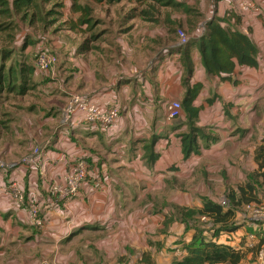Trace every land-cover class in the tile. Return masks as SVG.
Listing matches in <instances>:
<instances>
[{
  "label": "crops",
  "instance_id": "1",
  "mask_svg": "<svg viewBox=\"0 0 264 264\" xmlns=\"http://www.w3.org/2000/svg\"><path fill=\"white\" fill-rule=\"evenodd\" d=\"M43 1L60 3L56 9L62 30L77 40L52 35L58 62L48 71L35 70L34 78L46 93L38 102L47 103L43 111L51 127L45 137L33 138L41 143L30 146L26 139L21 152L42 146V168L20 166L0 173V188L15 180L28 198L47 203L53 201L51 185L76 161L86 158L90 172L74 198L46 211L43 228L33 226L27 212L0 192V264H12V259L14 264H94L95 252L102 256L99 264H146L144 253L154 264L181 259L195 228L176 219V208H201L205 198L220 203L258 168L255 152L264 138V8L246 9L243 4L260 5L264 0H174L178 7L161 6L159 17L155 4L147 18L140 14L143 6L126 0L111 5L97 0ZM86 6L94 21L103 19L99 14L113 20L117 35L82 52L80 28L88 24L79 20ZM214 20L250 37L258 49V66L238 65L232 81L206 73L199 30ZM178 27L190 36L188 45H179ZM48 33L53 34L51 27ZM39 47L35 50L50 51ZM197 83L203 88L193 102L198 109L193 125L209 135L199 136L198 152L185 157L182 135L192 123L184 107L176 119L169 117L168 107L175 100L183 103ZM211 88L217 89L218 99H210ZM71 92L101 107L119 108L120 117L109 133L83 122L80 115L71 126L62 125L60 111ZM38 105L33 103L29 110ZM0 154L13 155L8 145ZM80 236L89 239L79 245ZM259 238L254 239L256 247ZM208 239L245 249L228 235ZM111 250L116 254L109 259Z\"/></svg>",
  "mask_w": 264,
  "mask_h": 264
},
{
  "label": "trees",
  "instance_id": "2",
  "mask_svg": "<svg viewBox=\"0 0 264 264\" xmlns=\"http://www.w3.org/2000/svg\"><path fill=\"white\" fill-rule=\"evenodd\" d=\"M121 1L123 0H97V2H106L110 5L117 4ZM126 1L136 3L140 6H144L146 2H154L149 3L148 7H154L155 3L159 4V2H161L162 6H179V4L175 3L174 0ZM10 2L11 0H0V15L5 12H9L11 14H20L22 12L26 13L28 8H32V5H37L38 0H13L11 3ZM42 2L45 4L43 0ZM53 6L57 8L60 6V3H54ZM80 10L82 11V17L79 20L80 24L84 25L87 23L90 28L94 26V21L90 17L93 12L92 9L86 6L81 7ZM149 13L150 11H148V14ZM72 27L73 29L77 28L76 26ZM179 28L180 27H178L176 31ZM98 38V36H94L92 39H86L80 45V50L82 52L89 51L92 48L90 43ZM200 40L202 64L205 67L206 73L210 76L219 77L222 81H232V74L238 65L251 67L258 66L256 58L258 49L250 37L238 30L223 27L216 20L207 24L206 31L201 36ZM7 50L8 49H3L0 51V56L3 60V64L0 67V91H3L2 89H4L5 86L12 89L15 85L14 83L21 79V75L27 74L32 78L37 67L36 57L32 63L24 62L18 67H11L8 75L5 76L3 73L4 61L11 53ZM14 70L18 73L16 76L13 75ZM19 87L20 91H23L25 84L19 83ZM202 88L203 85L201 83H197L190 87L187 91L186 98L182 103L188 119L192 123L189 131L182 135L183 152L185 157H189L193 152H198V137L204 132L201 128L193 125L195 120L198 118V109L193 107V102L199 96ZM0 156L4 158L3 155ZM255 159L258 164L257 170L250 175V179L245 185L239 187L238 189H230L227 195L230 201V206L227 208H224L218 202L206 198L204 199V203L201 208H176L180 215V218L178 219L185 222L188 228L191 226L194 227L195 233L193 234L192 239L183 246L185 255L181 259L175 258L171 264H241L245 260L247 257V251L245 249L236 248L226 243H220L213 239H208V237L205 236V230L198 227L201 225L197 220H195V218L198 216H206L208 220L212 221L216 225L228 224L230 220L235 218L236 208L240 206L244 207L250 203H263L261 196H264V138L262 143L256 149ZM260 190H262V192H260ZM193 221L198 222V224L191 225L190 222ZM238 228V226L233 225L229 227L228 230L235 231ZM214 237H218L217 234ZM259 239L260 241L258 243V247L255 248L256 255L262 246L261 237ZM248 252H250V250ZM142 261L146 264H154L150 255L147 253L143 254Z\"/></svg>",
  "mask_w": 264,
  "mask_h": 264
},
{
  "label": "rangeland",
  "instance_id": "3",
  "mask_svg": "<svg viewBox=\"0 0 264 264\" xmlns=\"http://www.w3.org/2000/svg\"><path fill=\"white\" fill-rule=\"evenodd\" d=\"M149 3L154 2H146L143 6L142 12L140 13L143 18L149 16ZM157 5H159L160 8V11L157 13L160 17L162 14L161 2ZM31 7L32 8H28L26 13L11 14L5 12L0 15V51L8 49L11 52L4 61L3 73L5 76L8 75L11 67H18L24 62L32 63L38 54L42 52L41 50H35L38 44H40V47H47V49L55 54L56 48L52 43V35L55 38L60 35H68L69 40L72 42L77 40L75 34L66 29L62 30L63 24L55 6L51 4L45 5L42 0H38L37 5H32ZM97 16H100L103 19L94 21L96 18H93L94 26L91 28L90 26H87L84 29L80 28V32H82L80 35L83 42L86 39H92L94 36L99 37L97 40L90 43L91 46H94L98 42H102V39H113L117 35V27L114 25L113 20L109 21L107 19L108 17L105 15L99 14ZM46 23L50 25L47 27ZM67 26H70V23H68ZM50 27L52 28L53 34L48 33V28ZM69 40L65 39V41L68 42L67 44H70L71 41ZM2 64L3 60L0 56V67ZM16 74L18 73L14 70L13 75L16 76ZM19 83L25 84L23 91H20ZM14 84L15 85L12 89L5 86V88L2 89L3 91H0V151L5 149L6 145H8L9 149H11V153H13L10 158L4 156L8 161H16L27 153V151L23 154L21 152L26 146V139L31 140L30 146L41 143V141L33 142V138L39 140L40 138L45 137L49 134L51 127V122L46 121L45 113L43 111L46 110L43 107H46L47 103L44 100L42 103L38 102V99L46 97V93L43 88L39 87L40 84L34 76L31 78L27 74L21 75V79ZM209 95L212 100L218 99L217 89L211 88L209 90ZM204 99L206 98L204 97ZM33 103L39 105L29 110V106ZM206 133L209 132L205 131L203 132V135H209ZM215 134L218 135V132H215ZM260 192H262V190H260ZM261 200L264 203V196H261ZM175 215L176 219L180 218L179 211L176 210ZM195 220L201 225L198 227L205 230L206 237H214L216 234L218 237L228 235L231 236V240L235 241V244L243 246L247 251V257L242 264H254L256 262L257 257L255 245L257 243L254 242L255 240L252 238V235L255 234L256 236H259L262 227L257 225V222L246 218L243 206L236 208V216L230 220L228 224L216 225L210 220H203L202 216H198ZM198 222L193 221L192 224H198ZM233 225L238 226V230H235L233 235L226 234L225 232L229 231V227ZM116 228V226H113V229L116 230ZM121 230H125L124 226L121 227ZM88 239V236H80L77 244H85ZM249 250L250 252H248ZM94 254V264H99L102 256L98 252H95ZM108 254L109 259H112L116 253L111 250ZM51 255L53 257V254ZM83 256L86 257V254ZM47 260L49 262L51 261V258L48 256ZM12 264H14L13 259ZM90 264L92 263L90 262Z\"/></svg>",
  "mask_w": 264,
  "mask_h": 264
},
{
  "label": "built area",
  "instance_id": "4",
  "mask_svg": "<svg viewBox=\"0 0 264 264\" xmlns=\"http://www.w3.org/2000/svg\"><path fill=\"white\" fill-rule=\"evenodd\" d=\"M246 9L259 10L264 8V1L257 4L254 1H247L243 4ZM206 31V27L202 26L199 30V35L202 36ZM178 43L181 46L187 45L190 41V36L183 28L177 30ZM58 62L56 54L50 51H42L36 59V66L41 71L50 70ZM183 106L179 100L172 101L168 107L169 117L171 119L179 118L182 115ZM77 115H80L83 122L96 125L102 132L109 133L120 117L118 107L104 108L94 103L88 96L79 93L71 92L67 103L61 109V123L63 126H71ZM47 144V143H46ZM45 144V146H46ZM43 150L42 146H34L29 152L23 155L16 161H8L0 156V173H10L12 170L20 166L39 169L43 166ZM90 172V164L86 158H81L76 161L70 170L62 174L59 183L51 185L50 191L53 198L52 202L42 203V200L28 198V193L24 187L19 185L15 180L8 185H3L0 192L4 193L15 207L24 209L27 212L30 223L38 228L46 226V211L53 209L58 202H65L74 198L82 184L87 180ZM46 204V205H45ZM223 207H228L230 201L228 198H223L220 201ZM47 206V208H46ZM246 218L257 222L262 228L260 237L262 246L258 251L257 260L254 264H264V203H250L244 206ZM203 220H208L206 216ZM253 239H257L255 234Z\"/></svg>",
  "mask_w": 264,
  "mask_h": 264
}]
</instances>
